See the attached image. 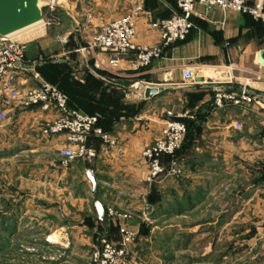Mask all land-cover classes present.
Listing matches in <instances>:
<instances>
[{"label":"crops","instance_id":"1","mask_svg":"<svg viewBox=\"0 0 264 264\" xmlns=\"http://www.w3.org/2000/svg\"><path fill=\"white\" fill-rule=\"evenodd\" d=\"M246 1L251 3L253 0ZM137 6H141L142 11L136 21L134 42L138 46H157L159 31L152 28L151 23L177 11L175 0H62L56 10L60 23L67 24L66 42L57 54L75 57L87 74L82 86L85 90L82 88L77 97H69L77 106L75 109L85 112L80 108L83 102L96 107L115 105L114 94L109 93V85L101 80L102 76L115 80L111 82L114 85L110 84L113 91L118 86L134 91L132 97L125 94L121 98L124 103L136 101L141 105L140 111L133 115L111 112L110 107L103 111L99 127L116 139V146L103 148L101 140L92 137L89 144L97 152L95 159L77 160L66 170L55 169L52 163L57 160L64 138H44L40 133L41 123L53 117V113L36 108L19 109L0 92V112H7L6 118L0 119V157L12 158L16 171H41L43 198L48 200L49 208L57 201L65 216L67 209L74 211L75 217L66 219L67 225H60L59 229L68 227L83 242H88L96 230L106 232L92 221L95 201L101 202L105 209L130 212L134 218L127 225L136 230L140 220L151 219L153 215L155 219L186 218L196 210L202 214L210 213L212 209L217 213L231 214L233 211L234 215L243 210L253 211L257 207L258 190L264 188L263 179L248 180V169L254 164L259 170L264 168V111L256 106L226 104L223 108L214 107L203 116L206 108L211 106L218 86L238 89L248 82L252 91L264 94V24L245 14L214 8L206 20L192 19L194 25L184 40L164 48L159 58L136 71L130 68L133 53L125 56L112 72L108 68L107 53L78 51L88 42L91 33L132 12ZM40 31L36 28L30 37ZM42 54H46L43 47L26 43L27 61H34ZM42 67L35 65L45 81ZM200 68L204 69V76L198 73ZM210 69L211 76L207 73ZM195 76H202L204 81L196 83ZM17 82L21 89L35 86L27 74H21ZM181 85L187 86L182 89ZM148 87H161L163 91L146 98L144 91ZM186 90H203L205 94L189 108L183 94ZM164 100L175 102L176 107H185L189 115L198 112L199 118H191L193 121L177 155L182 175H161L148 184L142 151L160 134L164 113L158 106ZM245 120L254 121L258 127L254 133L233 128L234 123L243 124ZM163 161L167 168V158ZM16 171L12 176L19 179L21 175ZM88 173L96 184L94 193ZM230 194L234 196L229 197ZM230 200L235 203L228 208ZM214 201L218 206H212ZM110 221L112 233H107L116 238L115 229L122 221ZM158 229L160 234L164 233V226ZM178 232L179 229H174V236Z\"/></svg>","mask_w":264,"mask_h":264},{"label":"rangeland","instance_id":"2","mask_svg":"<svg viewBox=\"0 0 264 264\" xmlns=\"http://www.w3.org/2000/svg\"><path fill=\"white\" fill-rule=\"evenodd\" d=\"M253 2L254 0L251 3ZM66 27L67 24L60 23L58 18L51 21L46 17L45 22L38 27L41 30L38 34L27 39H12L25 44L33 42L37 47L45 49L46 54L34 58V61L52 60L46 66L41 63L42 76L45 81L61 89L70 100V96L77 97V93L78 95L81 93L87 74L81 65H78L75 57H63L57 54V50L66 42ZM114 71L116 70H112ZM209 72L208 70L207 73ZM101 80L109 85L108 91L114 94L115 105L96 107L83 102L81 109L97 116L103 115V111L108 107L111 108V112L126 115L140 111V103L136 101L130 104L124 103L121 99L125 94L132 97L134 95L132 89L117 84L115 86L118 88L113 91L110 84L115 82L114 79L102 76ZM186 86L181 85L182 89ZM191 92L194 91L186 90L183 94L188 98ZM260 94L264 96L263 93ZM249 106L253 105L246 107ZM158 108L164 113L162 127L170 111L174 114L184 113L193 118L185 111V107H176L175 102L164 100L159 103ZM180 109L183 111H175ZM233 128L249 134L254 133L258 127L255 126L254 121L245 120L243 124L234 123ZM185 137L186 132L182 144ZM182 144L175 153L176 160ZM164 158H168L167 168L163 163ZM12 160L7 155L0 157V264H91V247L105 234L102 235L103 233L96 230L88 242H83L78 238L79 235L72 233L68 227L59 229L60 225H67V220L75 217L74 211L67 209L65 216L64 210L58 208L57 201L52 203L54 207L49 208L48 200L43 198L41 171L27 169L16 171L17 168ZM161 161L165 170L169 169L171 157L163 155ZM176 163L181 168L179 161ZM253 166L251 170L248 169V180L252 182L257 179L264 180V161L261 170L257 169L255 164ZM55 169L59 170V168ZM15 171L20 173L19 179L12 176ZM263 192L264 188L258 190L257 207L253 211L243 210L234 215L233 211L231 214L217 213L212 209L210 213L202 214L200 210H196L186 218L155 219L156 216L153 215L151 219L146 217L145 221L140 220L138 229L134 230V236L128 244L125 264H264ZM31 194H35L34 198ZM233 196L234 194L229 195V197ZM234 203L233 200L228 201V208ZM212 206H218V203L214 201ZM133 218L134 216L131 220ZM162 226L164 233L160 234L158 228ZM174 229H179L176 236ZM48 235L54 243L46 240Z\"/></svg>","mask_w":264,"mask_h":264},{"label":"built area","instance_id":"3","mask_svg":"<svg viewBox=\"0 0 264 264\" xmlns=\"http://www.w3.org/2000/svg\"><path fill=\"white\" fill-rule=\"evenodd\" d=\"M44 21L53 15L62 0H41ZM178 14L151 23L152 28L159 31V44L154 47L138 46L134 42L136 21L141 6L120 16L93 33L87 44L78 49L80 52H103L109 55L108 68L116 70L121 60L134 54L130 68L134 71L148 67L154 59L161 56L162 50L169 45L184 40L193 27L192 19L206 20L212 9L247 14L253 20L264 22V0H175ZM42 23V24H43ZM26 44L17 42L12 37H0V92L19 109H39L52 112L53 117L45 119L40 127L44 138L63 136L64 143L58 150V157L52 166L66 170L77 160L91 161L96 158V150L89 144L92 137L101 140L103 148L117 145L116 139L98 126L99 116L90 115L68 106L67 96L56 86L44 81L35 69L37 62L25 58ZM21 74H27L35 82V86L21 89L17 82ZM226 104L233 106L253 105L264 111V96L252 91L248 82L233 90L216 87L213 95V106L223 108ZM7 116L0 112V119ZM184 118L187 114L168 112L159 136L142 151L147 166L145 181L150 184L161 175L177 177L181 168L176 163L175 153L179 150L186 132ZM171 157L169 169L165 170L161 157ZM264 193V192H263ZM264 208V194H263ZM106 214L111 220H120L119 241L100 239L91 247V264H125L127 248L134 236V230L127 225L132 214L107 208ZM46 240L54 243L48 235Z\"/></svg>","mask_w":264,"mask_h":264},{"label":"water","instance_id":"4","mask_svg":"<svg viewBox=\"0 0 264 264\" xmlns=\"http://www.w3.org/2000/svg\"><path fill=\"white\" fill-rule=\"evenodd\" d=\"M43 3L41 0H0V37H11L12 35L42 24L44 21L42 13ZM196 83H202V76H195ZM163 91L161 87H148L144 91L146 98L154 97ZM90 182L93 185V193L96 190V184L93 176L87 174ZM95 215L92 221L97 223L102 229H107L110 226V218L106 214L104 205L99 202H94ZM148 210L150 207L147 208Z\"/></svg>","mask_w":264,"mask_h":264},{"label":"trees","instance_id":"5","mask_svg":"<svg viewBox=\"0 0 264 264\" xmlns=\"http://www.w3.org/2000/svg\"><path fill=\"white\" fill-rule=\"evenodd\" d=\"M175 3H176V1H175ZM56 12L57 11H55L54 12V14L53 15H50V16H48V18L51 20V21H55V20H57V15H56ZM179 13V9L177 8V11H175L174 13H172L169 17H171L172 15H174V14H178ZM168 17V18H169ZM165 19H167V18H165ZM161 20H163V19H161ZM193 22V21H192ZM257 22H260V21H257ZM263 24H264V22H262ZM194 25V24H193ZM51 62V60H48V59H43L42 61H40V62H38L37 64H40L41 65V63L42 64H48V63H50ZM61 90V89H60ZM233 90H236V89H233ZM63 92V91H62ZM204 94H205V92L203 91V90H198V91H195L194 90V92H191L189 95V97L187 98V102H188V104H187V106L190 108L193 104H196L197 102H199L200 100H202V98H203V96H204ZM214 95V94H213ZM67 100H68V98H67ZM71 103L72 102H70V100H68V106L70 107V108H73V109H75V108H77V106H72L71 105ZM73 104V103H72ZM214 108V106H213V102H211V106L209 105L208 106V108H206V110H205V112H204V114H203V116H205L208 112L207 111H210V110H212ZM190 112H191V110H190ZM85 113H87V114H90V115H92L91 113H89V112H86L85 111ZM191 114H193V113H191ZM191 116H193L194 117V120L196 119V117L197 118H199V116H198V112H195L193 115H191ZM103 117V115H99V119H98V126L100 125V122H101V118ZM183 121L186 123V130H188V128H189V126H190V124L192 123V119L191 118H184L183 119ZM105 131V130H104ZM187 132V131H186ZM176 157H177V155H176ZM168 159V158H167ZM168 162V161H167ZM165 165V164H164ZM100 229H101V227H100ZM101 230H106V232H101V233H103L102 235H104V237H102V238H105V239H107V240H109V241H113V242H115V241H118L119 240V232H118V228H116L115 229V233L117 234V237L116 238H113L110 234L112 233H110V231L112 230V227H111V223H110V226L107 228V229H101ZM110 233V234H108V233ZM101 238H98V240H100ZM97 240V241H98Z\"/></svg>","mask_w":264,"mask_h":264},{"label":"bare ground","instance_id":"6","mask_svg":"<svg viewBox=\"0 0 264 264\" xmlns=\"http://www.w3.org/2000/svg\"><path fill=\"white\" fill-rule=\"evenodd\" d=\"M41 25H42V24L35 25L34 27H30V28H28V29H25V30H23V31H20V32H18V33H16V34L12 35L11 37H12V38H16V39H27V38L30 37V35L34 34L36 28H38V27L41 26ZM203 70H204V69H202V68H200V69L198 70V73H199L200 75H202V76H204L203 73H202ZM211 70H212V69L209 70V71H210V72H209V76L213 75V72H212ZM213 70H214V69H213Z\"/></svg>","mask_w":264,"mask_h":264}]
</instances>
